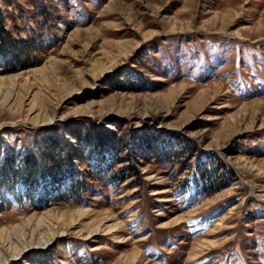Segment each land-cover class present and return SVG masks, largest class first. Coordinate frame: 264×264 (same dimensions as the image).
<instances>
[{
  "label": "rangeland",
  "instance_id": "rangeland-1",
  "mask_svg": "<svg viewBox=\"0 0 264 264\" xmlns=\"http://www.w3.org/2000/svg\"><path fill=\"white\" fill-rule=\"evenodd\" d=\"M25 248L264 264V0H0V260Z\"/></svg>",
  "mask_w": 264,
  "mask_h": 264
},
{
  "label": "bare ground",
  "instance_id": "bare-ground-1",
  "mask_svg": "<svg viewBox=\"0 0 264 264\" xmlns=\"http://www.w3.org/2000/svg\"><path fill=\"white\" fill-rule=\"evenodd\" d=\"M56 232V231H55ZM59 233V232H58ZM49 234V232H48ZM45 235V234H44ZM40 236L38 240H30L28 248H34V249H44L48 247L55 239V236L52 237H46V236ZM49 236V235H48ZM60 237V236H59ZM24 240V239H23ZM25 241V240H24ZM28 242V241H27ZM24 244V242H23ZM12 247V245H11ZM27 247V246H26ZM17 248V247H16ZM4 249V248H3ZM27 248L23 249L22 251L15 252L8 257L4 258L3 260H0V264H11L13 261H15L18 257H20L21 253L25 251ZM13 250V249H12ZM8 251V250H7ZM15 251V249H14ZM2 254V253H1ZM2 256V255H1ZM1 259V258H0Z\"/></svg>",
  "mask_w": 264,
  "mask_h": 264
},
{
  "label": "trees",
  "instance_id": "trees-1",
  "mask_svg": "<svg viewBox=\"0 0 264 264\" xmlns=\"http://www.w3.org/2000/svg\"><path fill=\"white\" fill-rule=\"evenodd\" d=\"M2 31L5 32V29H3ZM2 35H3V34H2ZM31 169H33V166L30 167V170H31ZM74 188H76V187H75V186H71V190H70V191H72V189H74ZM70 191H69V192H70Z\"/></svg>",
  "mask_w": 264,
  "mask_h": 264
}]
</instances>
